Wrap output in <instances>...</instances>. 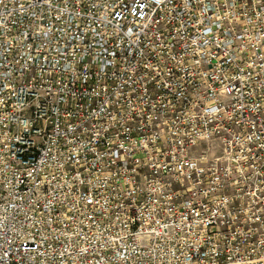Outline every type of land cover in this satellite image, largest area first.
<instances>
[{"label": "built area", "instance_id": "2783aa9c", "mask_svg": "<svg viewBox=\"0 0 264 264\" xmlns=\"http://www.w3.org/2000/svg\"><path fill=\"white\" fill-rule=\"evenodd\" d=\"M0 264H264V0H0Z\"/></svg>", "mask_w": 264, "mask_h": 264}]
</instances>
